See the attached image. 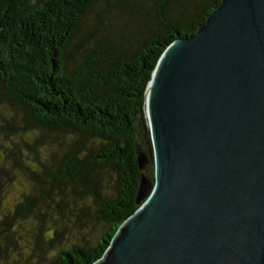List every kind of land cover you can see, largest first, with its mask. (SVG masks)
<instances>
[{"label": "water", "instance_id": "95a60500", "mask_svg": "<svg viewBox=\"0 0 264 264\" xmlns=\"http://www.w3.org/2000/svg\"><path fill=\"white\" fill-rule=\"evenodd\" d=\"M144 112L138 209L92 264H264V0L178 36Z\"/></svg>", "mask_w": 264, "mask_h": 264}, {"label": "trees", "instance_id": "16d2710c", "mask_svg": "<svg viewBox=\"0 0 264 264\" xmlns=\"http://www.w3.org/2000/svg\"><path fill=\"white\" fill-rule=\"evenodd\" d=\"M133 1L0 0V102L16 109L25 124L7 122L3 129L63 138L49 173L52 188L73 186L100 199L101 171L118 179L119 195L103 199L105 227L98 243L61 250L54 264L94 263L138 209L137 140L146 126L148 83L163 51L178 36L195 35L222 0H139L149 22L135 35L116 39L108 33L107 15L126 12ZM52 188L44 193L50 196ZM34 207L22 206L23 216ZM43 237L40 230L38 241Z\"/></svg>", "mask_w": 264, "mask_h": 264}, {"label": "rangeland", "instance_id": "374dc122", "mask_svg": "<svg viewBox=\"0 0 264 264\" xmlns=\"http://www.w3.org/2000/svg\"><path fill=\"white\" fill-rule=\"evenodd\" d=\"M139 2L134 0L124 13L113 9L107 15L108 33L119 39L141 31L149 20ZM102 8L100 5L96 11ZM146 9H151V3ZM7 122L16 128L25 126L16 109L0 102V264H54L61 250L96 245L105 227L103 199L119 195L116 174L101 171L100 199L92 192L74 191L73 186L52 188L49 173L56 167L54 157L64 148L63 138L57 139L54 133L42 135L38 130H4ZM144 130L143 126L138 130L137 146L149 154ZM148 167L152 178L153 163ZM50 188L52 193L47 196L44 190ZM29 204L35 207L24 217L21 207ZM40 230L44 242L37 239ZM56 233L61 236L54 240Z\"/></svg>", "mask_w": 264, "mask_h": 264}]
</instances>
